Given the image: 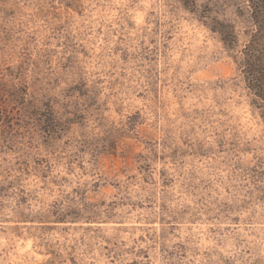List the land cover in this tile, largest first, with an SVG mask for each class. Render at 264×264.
I'll return each mask as SVG.
<instances>
[{"label": "rangeland", "instance_id": "1", "mask_svg": "<svg viewBox=\"0 0 264 264\" xmlns=\"http://www.w3.org/2000/svg\"><path fill=\"white\" fill-rule=\"evenodd\" d=\"M0 264H264L251 0H0Z\"/></svg>", "mask_w": 264, "mask_h": 264}, {"label": "trees", "instance_id": "2", "mask_svg": "<svg viewBox=\"0 0 264 264\" xmlns=\"http://www.w3.org/2000/svg\"><path fill=\"white\" fill-rule=\"evenodd\" d=\"M255 23L264 31V0H251Z\"/></svg>", "mask_w": 264, "mask_h": 264}]
</instances>
